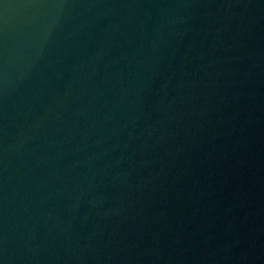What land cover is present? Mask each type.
<instances>
[{"label":"water","instance_id":"water-1","mask_svg":"<svg viewBox=\"0 0 264 264\" xmlns=\"http://www.w3.org/2000/svg\"><path fill=\"white\" fill-rule=\"evenodd\" d=\"M0 264H264V0H0Z\"/></svg>","mask_w":264,"mask_h":264}]
</instances>
